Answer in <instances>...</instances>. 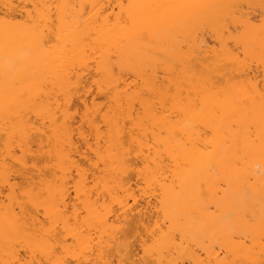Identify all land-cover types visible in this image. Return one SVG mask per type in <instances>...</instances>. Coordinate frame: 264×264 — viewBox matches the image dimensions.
I'll return each instance as SVG.
<instances>
[{"label":"bare ground","instance_id":"6f19581e","mask_svg":"<svg viewBox=\"0 0 264 264\" xmlns=\"http://www.w3.org/2000/svg\"><path fill=\"white\" fill-rule=\"evenodd\" d=\"M0 264H264V0H0Z\"/></svg>","mask_w":264,"mask_h":264}]
</instances>
